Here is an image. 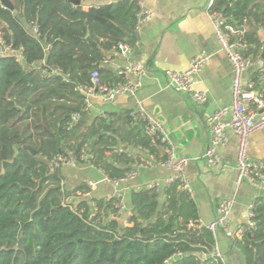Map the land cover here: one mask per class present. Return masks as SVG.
Wrapping results in <instances>:
<instances>
[{
    "label": "trees",
    "instance_id": "16d2710c",
    "mask_svg": "<svg viewBox=\"0 0 264 264\" xmlns=\"http://www.w3.org/2000/svg\"><path fill=\"white\" fill-rule=\"evenodd\" d=\"M10 1L13 10L0 0V40L22 59L0 57V264H223L207 255L215 244L211 230L188 227L200 215L178 183L164 188L163 199L156 188L133 190L125 219L117 213L119 197H84L88 185H67L63 166L54 163L72 153L114 181L130 173L140 149L161 156L132 109L88 122L86 97L75 89L90 85L94 70L102 74L120 42L132 43L138 0ZM215 8L238 28L250 25L245 54L260 56L264 0H216ZM253 80L264 90L260 71ZM76 112L82 117L73 123ZM254 220L231 242L246 264H264L263 197L256 198Z\"/></svg>",
    "mask_w": 264,
    "mask_h": 264
},
{
    "label": "crops",
    "instance_id": "0c3cea01",
    "mask_svg": "<svg viewBox=\"0 0 264 264\" xmlns=\"http://www.w3.org/2000/svg\"><path fill=\"white\" fill-rule=\"evenodd\" d=\"M117 1L87 0L85 4L99 6ZM142 1L154 12V16L141 26L140 31H136V40L131 43L132 54L123 55L114 50L102 62V80L112 84V79L119 77L115 65L139 63L145 69L141 76V87L135 96L122 95L110 103L95 99L88 112V122L101 113L133 109L136 101H141L150 113L164 123L175 143L176 154L188 160L186 172L191 180L194 191L192 198L198 207L200 220L205 223L213 221L218 203L226 198H235L237 204L230 221L232 227H237L246 221L248 205L261 192L247 180L238 182L239 137L232 130L227 131L228 142L218 148L221 157L219 164L210 165L204 157L210 138L207 118L217 109L231 103L233 79L232 64L220 49L208 15L207 0ZM244 28L248 31L250 25L246 23ZM258 35L263 47L260 56L255 58L258 61L245 72V81L253 79L259 71V61H264L261 56L264 28L258 29ZM201 52H210L213 56L194 76V87L207 92V100L198 104L170 87L167 72L186 70L190 60ZM131 78L136 79L137 75L133 74ZM248 156L254 160L264 159V128L251 135ZM62 172L67 185L71 187L81 182H96L93 198L110 197L114 190V183L93 165L63 166ZM171 175L172 171L166 168H146L135 179L121 183L127 204L133 190L151 183L162 185L159 194L160 199H163V183ZM126 217L125 214L123 218ZM218 244L227 257L225 264H246L242 251L235 248L222 232H219Z\"/></svg>",
    "mask_w": 264,
    "mask_h": 264
},
{
    "label": "built area",
    "instance_id": "2783aa9c",
    "mask_svg": "<svg viewBox=\"0 0 264 264\" xmlns=\"http://www.w3.org/2000/svg\"><path fill=\"white\" fill-rule=\"evenodd\" d=\"M138 4L136 31H140L141 26L150 22L154 16V12L148 9L142 0H138ZM215 4L216 0H207L208 15L215 29L220 49L227 55L233 68L232 101L229 105L217 109L208 116L207 123L210 138L204 157L210 165L219 164L221 157L218 153V148L228 142L227 131L232 130L239 137L237 156L238 182L249 181L261 192L258 197L264 198V159L254 160L248 156L251 135L264 128V90L258 89L255 81L251 78L245 81V72L258 60L245 54L246 49L249 47L245 39L246 29L244 27L238 28L231 23L230 17H227L221 10L216 9ZM32 30L37 33V28L34 27ZM117 50L123 55H131L133 52L131 44L127 42H120ZM13 54L20 60L22 59L21 51L15 50L11 46H4V42L1 39L0 57ZM212 56L213 53L201 52L190 60L189 67L186 70H169L167 77L170 87L198 104L204 103L207 100V92L194 87V76L205 67ZM259 64L261 78L264 79V61H259ZM114 68L117 75L122 78L119 83L108 84L103 82L100 69H96L91 74L90 85L76 86L75 89L86 97L83 111L88 113L95 99L110 103L119 96L129 95L133 97L137 94L142 84L141 76L145 73V69L135 62L123 66L115 65ZM54 72L59 73V70L56 69ZM133 74L137 75L136 79L131 78ZM102 115L103 113L100 114V116ZM131 115L134 120L143 123L146 134L159 142L161 156L156 157L149 150L140 149V159L132 165V170L125 177L113 181L106 176V179L114 183V190L110 197H119L120 199L117 213L123 215L128 211L126 198L120 184L128 183L135 179L140 171L146 168L161 167L169 169L172 171V175L163 183L164 188L178 183L181 191L193 196L194 191L191 180L186 172L188 160L176 154L175 143L164 123L150 113L141 101H136ZM81 117V112L74 113L72 115L73 123L79 121ZM122 150H125L124 146L119 149V151ZM87 158V154H82L81 160H86ZM54 163L56 166L76 167L81 165L72 153H70L69 157L58 156ZM96 184L93 181L89 182L87 184L89 191L83 196L92 199V192ZM147 187L156 188L159 192L162 185L160 183H151ZM255 201L256 198L247 207L246 221L237 227H232L230 221L232 212L237 204L235 198H226L218 203L216 216L213 221L205 223L202 220H198L196 223L194 221L188 223L189 228L195 230L207 228L213 233L215 244L212 252L207 255L212 256L223 264L226 263L227 257L218 244L219 232H222L231 241L244 238L256 225L254 220Z\"/></svg>",
    "mask_w": 264,
    "mask_h": 264
},
{
    "label": "water",
    "instance_id": "95a60500",
    "mask_svg": "<svg viewBox=\"0 0 264 264\" xmlns=\"http://www.w3.org/2000/svg\"><path fill=\"white\" fill-rule=\"evenodd\" d=\"M8 8H10V9H14V6H13V4H12V2L10 1V0H1ZM74 3H76V4H80V1H78V0H75L74 1ZM135 40H136V37H134L133 39H132V42H135ZM262 58L264 59V49H263V52H262ZM127 148V146H124V149H126ZM32 149V148H31ZM32 151H33V153L34 154H36L37 153V151H35L34 149H32ZM93 220H94V217H93Z\"/></svg>",
    "mask_w": 264,
    "mask_h": 264
}]
</instances>
